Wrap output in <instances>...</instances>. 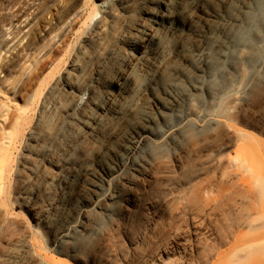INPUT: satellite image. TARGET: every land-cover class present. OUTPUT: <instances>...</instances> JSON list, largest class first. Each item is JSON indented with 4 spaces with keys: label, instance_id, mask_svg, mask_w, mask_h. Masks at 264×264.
Masks as SVG:
<instances>
[{
    "label": "rangeland",
    "instance_id": "obj_1",
    "mask_svg": "<svg viewBox=\"0 0 264 264\" xmlns=\"http://www.w3.org/2000/svg\"><path fill=\"white\" fill-rule=\"evenodd\" d=\"M148 6L0 0V124L18 134L0 264H264L245 207L192 220L241 198L217 161L245 141L212 145L205 117L264 164V0H164L159 26ZM229 100L244 121L218 116Z\"/></svg>",
    "mask_w": 264,
    "mask_h": 264
},
{
    "label": "bare ground",
    "instance_id": "obj_2",
    "mask_svg": "<svg viewBox=\"0 0 264 264\" xmlns=\"http://www.w3.org/2000/svg\"><path fill=\"white\" fill-rule=\"evenodd\" d=\"M148 3L149 6L142 12V17L152 20L154 25L159 26L160 22L158 21L163 19L164 14L162 9L158 8V5L164 4V0H148ZM230 108L233 110L229 111ZM242 111H244V109L239 104H234L233 100H229L227 104L222 105L221 113L218 111V116H226L225 118H228L227 120L231 118L233 121L235 120V122L239 120L244 121L245 118L240 116ZM205 118V123L210 126L213 132V136L210 137V143H212V145L216 144L218 137L223 135L224 131H229L225 134L229 142L233 140L236 142L239 139L245 141V143L235 151L234 156L230 157L229 155L220 157L217 161L218 167L231 169V174L229 175H232V178L228 176L227 181L236 186L237 195L241 198L239 201H233L232 203H221L217 199H203L202 201H198L192 209V220L205 219L220 211L233 212L237 207H245L246 213L244 218L241 223L237 225L236 229L245 228L252 232L259 231V233L264 234V164L258 163L257 156L249 157L247 151H243L245 148L244 150L256 152L255 145H253L250 140L248 141L245 133L238 131L237 128V131H234L229 125V127L224 126V123L220 120ZM230 121L232 122V120ZM224 127H226V130ZM247 135L250 134L247 133ZM17 138L18 134L13 133V129H11L9 124L5 122L0 124V202L3 199L10 198L11 194L13 197L17 196L16 191H14L15 189L9 191L12 177L15 175L13 171L12 152ZM251 154L253 155V153ZM255 154H258L260 158H264V156L259 153L258 149ZM23 179L28 180L30 176L25 174ZM0 222H2V219H0Z\"/></svg>",
    "mask_w": 264,
    "mask_h": 264
}]
</instances>
